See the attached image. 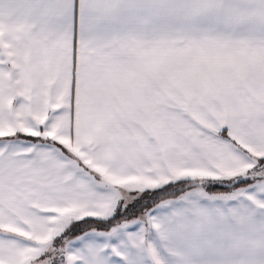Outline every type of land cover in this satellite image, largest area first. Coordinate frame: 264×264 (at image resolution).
<instances>
[{
    "label": "snow or ice",
    "instance_id": "obj_1",
    "mask_svg": "<svg viewBox=\"0 0 264 264\" xmlns=\"http://www.w3.org/2000/svg\"><path fill=\"white\" fill-rule=\"evenodd\" d=\"M0 264H264V0H0Z\"/></svg>",
    "mask_w": 264,
    "mask_h": 264
}]
</instances>
